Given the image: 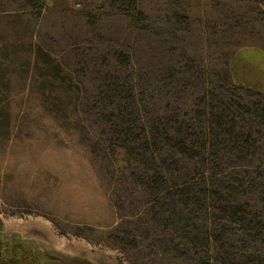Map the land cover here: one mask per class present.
<instances>
[{
	"label": "rangeland",
	"instance_id": "1",
	"mask_svg": "<svg viewBox=\"0 0 264 264\" xmlns=\"http://www.w3.org/2000/svg\"><path fill=\"white\" fill-rule=\"evenodd\" d=\"M263 110L264 0H0V263H264Z\"/></svg>",
	"mask_w": 264,
	"mask_h": 264
},
{
	"label": "trees",
	"instance_id": "2",
	"mask_svg": "<svg viewBox=\"0 0 264 264\" xmlns=\"http://www.w3.org/2000/svg\"><path fill=\"white\" fill-rule=\"evenodd\" d=\"M264 111V110H263ZM260 116L264 117V112L260 113L258 112ZM182 143V142H181ZM191 191V186H184L181 190V194L185 195L186 197L189 195ZM189 197V196H188ZM221 206L219 208V212L222 216L228 218V219H234V220H240L244 221L247 224H252L253 226H256L257 224H261V219L256 220L254 217L250 216L246 209V205L243 201L236 199L233 201H224L220 202ZM263 224V223H262ZM7 264V261L4 260L0 264ZM12 264H21V262H15L13 261ZM261 264H264L263 262Z\"/></svg>",
	"mask_w": 264,
	"mask_h": 264
}]
</instances>
